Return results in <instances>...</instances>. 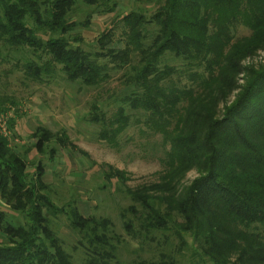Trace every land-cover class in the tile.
Masks as SVG:
<instances>
[{"label":"trees","instance_id":"1","mask_svg":"<svg viewBox=\"0 0 264 264\" xmlns=\"http://www.w3.org/2000/svg\"><path fill=\"white\" fill-rule=\"evenodd\" d=\"M141 1L152 10L120 14L119 0H0V78L18 73L33 84L59 78L98 89L119 73L114 111L92 103L89 120L112 147L136 128L158 136L150 146L160 152L156 180L126 187L132 203L120 212L123 229L145 239L169 232L182 246L188 237L198 257L190 264H264V60L249 62L264 51V0ZM79 7L88 9L82 21L73 19ZM92 10L116 21L88 51L76 30ZM8 106L16 101L0 93V112ZM30 137V148L50 159V144L67 142L42 126ZM7 141L0 134V204L23 222L0 207V264H75L51 227L59 215L79 235L82 264H124L112 222L55 205L41 159L30 172L28 148ZM108 168L107 179L123 184L122 171ZM189 171L195 177L185 181ZM169 253L129 264H179Z\"/></svg>","mask_w":264,"mask_h":264},{"label":"rangeland","instance_id":"2","mask_svg":"<svg viewBox=\"0 0 264 264\" xmlns=\"http://www.w3.org/2000/svg\"><path fill=\"white\" fill-rule=\"evenodd\" d=\"M117 8V11L123 14L136 8L150 12L153 6L141 0H119ZM86 14L88 9L79 7L73 19L82 21ZM114 21L116 20L113 14H101L92 10L88 26L78 27L76 30L83 38L82 47L88 51L95 50L96 37L104 29L114 25ZM263 60L264 51L249 62ZM245 62L247 63V60ZM4 67L5 65H0V70ZM1 76L0 93L9 95L16 101L15 107H7L8 145L19 151L28 148L26 160L30 172V162L41 159L45 170L44 181L49 186V196L55 205L66 207L70 204L76 206L83 216L108 218L113 224V230L121 238L118 258L124 264L138 258L153 259L166 251L170 252L179 264L198 261V257L192 254L193 248L188 237L187 245L182 246L169 232H155L145 239L143 236H130L122 227L120 212L132 203L125 191L126 187L134 188L156 180L160 169V152H153L150 146L154 141H158L159 137L138 134L136 128L122 132L118 138L119 145L112 147L100 140L98 125L89 120L92 103L103 107L107 115L114 111L117 106L114 99L123 94L119 73H112L110 80L98 89H79L59 78L48 84H33L22 81L18 73ZM10 119H14L12 128L8 124ZM37 126L66 137L65 145L56 141L50 144V147L56 149L52 159L48 158V155H39L35 149L30 148L34 141L30 135ZM127 136L133 139L126 140ZM108 166L122 171L126 177L123 184L116 178L111 179V182L107 179L105 172L109 170ZM194 177L195 172L189 171L185 181ZM0 207L9 219L23 222L22 214L3 204H0ZM127 218L133 220V215L128 212ZM50 223L74 263L82 264L84 253L77 242L78 233L72 231L63 215L51 218ZM133 224L134 228H138L137 223Z\"/></svg>","mask_w":264,"mask_h":264},{"label":"built area","instance_id":"3","mask_svg":"<svg viewBox=\"0 0 264 264\" xmlns=\"http://www.w3.org/2000/svg\"><path fill=\"white\" fill-rule=\"evenodd\" d=\"M8 112L9 111L0 112V134L3 137H7L9 135L8 134V129H7V118L9 116Z\"/></svg>","mask_w":264,"mask_h":264}]
</instances>
